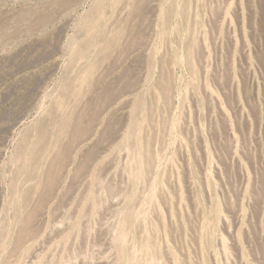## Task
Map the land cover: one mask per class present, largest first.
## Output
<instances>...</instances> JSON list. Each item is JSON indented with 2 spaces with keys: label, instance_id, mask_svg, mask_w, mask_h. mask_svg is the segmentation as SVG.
Masks as SVG:
<instances>
[{
  "label": "rangeland",
  "instance_id": "rangeland-1",
  "mask_svg": "<svg viewBox=\"0 0 264 264\" xmlns=\"http://www.w3.org/2000/svg\"><path fill=\"white\" fill-rule=\"evenodd\" d=\"M0 264H264V0H0Z\"/></svg>",
  "mask_w": 264,
  "mask_h": 264
}]
</instances>
